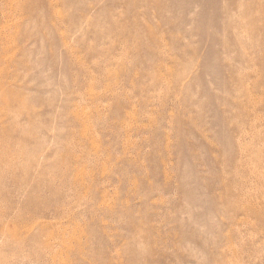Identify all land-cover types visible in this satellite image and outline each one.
Listing matches in <instances>:
<instances>
[{
  "label": "rangeland",
  "instance_id": "obj_1",
  "mask_svg": "<svg viewBox=\"0 0 264 264\" xmlns=\"http://www.w3.org/2000/svg\"><path fill=\"white\" fill-rule=\"evenodd\" d=\"M0 264H264V0H0Z\"/></svg>",
  "mask_w": 264,
  "mask_h": 264
}]
</instances>
